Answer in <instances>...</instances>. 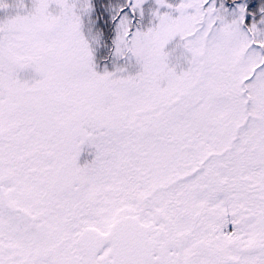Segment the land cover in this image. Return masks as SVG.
Here are the masks:
<instances>
[{
  "label": "snow or ice",
  "instance_id": "obj_1",
  "mask_svg": "<svg viewBox=\"0 0 264 264\" xmlns=\"http://www.w3.org/2000/svg\"><path fill=\"white\" fill-rule=\"evenodd\" d=\"M0 264H264V0H0Z\"/></svg>",
  "mask_w": 264,
  "mask_h": 264
}]
</instances>
